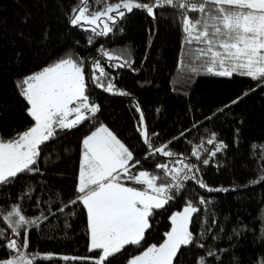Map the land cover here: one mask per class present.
Returning <instances> with one entry per match:
<instances>
[{"label": "trees", "instance_id": "1", "mask_svg": "<svg viewBox=\"0 0 264 264\" xmlns=\"http://www.w3.org/2000/svg\"><path fill=\"white\" fill-rule=\"evenodd\" d=\"M77 4L78 0H0V139H12L34 124L17 83L61 59L83 62L87 94L99 106L94 119L58 131L55 139L41 146L39 171L19 174L11 184L0 185V227L6 229L2 215L14 205H20L27 217L43 214L47 219L41 226L29 228L26 253L54 257L40 264H94L100 252L89 251L86 209L79 202H69L80 195L76 185L82 140L103 124L133 153L130 164L140 162L130 169L133 175L147 171L160 176L163 172L157 164L182 167L172 161L183 159L197 165L199 179L207 185L204 189L195 181L186 182L150 218L151 227L142 244L127 246L109 258L111 264H128L147 247L163 243L171 228L170 217L189 201L199 209L190 224L194 242L182 246L173 264H197L200 258L204 264H264V180L260 179L264 176V84L240 75H208L202 69L192 73L185 52L202 45H184L178 13L171 7L156 9L155 19L133 10L112 33L94 36L85 26L69 23ZM89 7L100 5L90 0ZM89 37H93L91 42ZM104 51L121 59L109 61ZM96 60L108 73L106 81L110 79L117 90L128 95L106 92L91 82ZM125 60L130 65L112 66ZM141 113L153 148L168 144L174 157L149 155L137 130ZM213 133L227 147L215 157L201 153L203 159H209L204 165L191 152ZM121 182L143 188L123 177ZM201 198L206 203L200 204ZM19 239L23 240V234ZM4 243L0 241V260L15 254ZM62 256L92 260L65 261L59 259Z\"/></svg>", "mask_w": 264, "mask_h": 264}, {"label": "snow or ice", "instance_id": "2", "mask_svg": "<svg viewBox=\"0 0 264 264\" xmlns=\"http://www.w3.org/2000/svg\"><path fill=\"white\" fill-rule=\"evenodd\" d=\"M89 2L78 0L69 23L74 27L87 25L85 30L91 31L94 36L109 35L133 10L144 11L155 19L156 9L171 7L178 13L185 36L184 45H202L194 51L185 52L192 73H199L202 69L204 74L219 77L237 74L257 81L258 85L264 84V0H152L151 3H142L140 0H94L100 7L93 8L89 7ZM191 13L197 15L192 16ZM92 39L89 37L90 42ZM103 56L109 61L121 59L107 51L103 52ZM130 63V60H125L122 64L112 66L123 68ZM107 77L108 73L101 62L94 61L91 82L106 92L128 95L117 90L110 79L106 81ZM17 87L27 102V114L34 124L12 139H0V185L11 184L19 174L39 171L36 166L41 146L55 139L58 131L72 130L94 119L99 111V106L91 102L87 94L83 62L78 63L70 57L24 77ZM136 111L140 112L138 105ZM137 130L150 149L149 155L160 154L169 158L176 155L168 150V144L153 148L142 113ZM215 141L214 133L206 141L215 146L210 157H215L227 147L223 142ZM202 149L203 144L193 147L191 155L208 165L209 159L201 157ZM131 161L133 153L103 124L82 140L76 185L80 195L69 204L76 205L79 202L86 209L89 251L100 252L94 264H111L109 258L122 253L127 246H140L146 231L151 227L150 218L180 193L184 182L195 181L200 188L207 189V185L199 179L200 169L197 165L185 163L183 159L172 161L174 165L182 167L170 168L167 163L157 164L156 167L163 172L160 176L147 171L133 175L130 169L140 162L130 164ZM122 177L143 188L125 186L121 182ZM260 179L264 180V176ZM221 190L226 191L215 189ZM199 203L204 204L206 201L201 198ZM60 211L63 212L64 208ZM198 211L191 201L187 202L182 211L170 217L171 228L165 233L163 243L147 247L129 259L128 264H173L182 246L194 242L190 224ZM2 219L6 229L0 227V241H6L3 246L16 255L0 260V264H40L54 259L50 254L24 251L29 248V228H39L42 220L47 219L46 216L27 217L20 205H14L2 215ZM21 234L22 241L19 239ZM208 255L213 256L214 253L209 252ZM59 259L87 258L62 256ZM197 264H204L203 258Z\"/></svg>", "mask_w": 264, "mask_h": 264}, {"label": "built area", "instance_id": "3", "mask_svg": "<svg viewBox=\"0 0 264 264\" xmlns=\"http://www.w3.org/2000/svg\"><path fill=\"white\" fill-rule=\"evenodd\" d=\"M209 138H211V136L206 137L202 142H200L199 144L196 145V146H198V145L203 144V149L201 150V153H203V152H208L209 153L211 151H215V146L214 145H209V144L206 143L207 139H209ZM215 143H219V142L218 141H215ZM223 151H224V149L221 152H219V153H223ZM186 182H188V181H186ZM186 182H184V184ZM15 255H16V253L14 254V256Z\"/></svg>", "mask_w": 264, "mask_h": 264}, {"label": "rangeland", "instance_id": "4", "mask_svg": "<svg viewBox=\"0 0 264 264\" xmlns=\"http://www.w3.org/2000/svg\"><path fill=\"white\" fill-rule=\"evenodd\" d=\"M86 28L88 27L87 25H84ZM102 27V26H101ZM99 30V29H98ZM86 260H92L91 258H88V259H86ZM95 261V260H94Z\"/></svg>", "mask_w": 264, "mask_h": 264}, {"label": "crops", "instance_id": "5", "mask_svg": "<svg viewBox=\"0 0 264 264\" xmlns=\"http://www.w3.org/2000/svg\"><path fill=\"white\" fill-rule=\"evenodd\" d=\"M234 75H237V74H234ZM125 186H128V185L125 184ZM129 187H131V186H129ZM138 189H142V188H138Z\"/></svg>", "mask_w": 264, "mask_h": 264}]
</instances>
